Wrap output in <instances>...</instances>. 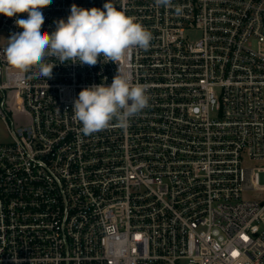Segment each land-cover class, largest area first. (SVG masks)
Instances as JSON below:
<instances>
[{
	"label": "built area",
	"instance_id": "obj_1",
	"mask_svg": "<svg viewBox=\"0 0 264 264\" xmlns=\"http://www.w3.org/2000/svg\"><path fill=\"white\" fill-rule=\"evenodd\" d=\"M106 2L52 0L42 31ZM109 2L152 34L119 66L0 55V264H264V199L243 197L264 190V0ZM118 67L149 106L85 136L73 102Z\"/></svg>",
	"mask_w": 264,
	"mask_h": 264
},
{
	"label": "clouds",
	"instance_id": "obj_2",
	"mask_svg": "<svg viewBox=\"0 0 264 264\" xmlns=\"http://www.w3.org/2000/svg\"><path fill=\"white\" fill-rule=\"evenodd\" d=\"M52 0H0V15L8 18L27 13V19L17 18L15 24L22 31L7 39L0 49L7 63L24 73L36 69L40 76L51 78L57 64L95 66L98 60L119 66L133 49L147 50L152 34L135 17L117 10L110 2L101 8H82L73 4L67 20L56 21L55 31H42L45 17L42 9ZM157 6L170 7L172 0H155ZM179 12V8H177ZM107 79L106 77L104 78ZM146 85L134 83L130 76L119 72L112 83L93 84L82 89L73 102V119L88 136L113 126L128 127L130 120L149 106Z\"/></svg>",
	"mask_w": 264,
	"mask_h": 264
},
{
	"label": "rangeland",
	"instance_id": "obj_3",
	"mask_svg": "<svg viewBox=\"0 0 264 264\" xmlns=\"http://www.w3.org/2000/svg\"><path fill=\"white\" fill-rule=\"evenodd\" d=\"M192 36H196V32H192ZM5 38L1 36L0 41H4ZM7 138L6 132H5V126L0 120V140H4ZM248 164L252 165V162H247ZM243 197L244 198H255V199H264V190L261 189H249L243 191Z\"/></svg>",
	"mask_w": 264,
	"mask_h": 264
}]
</instances>
